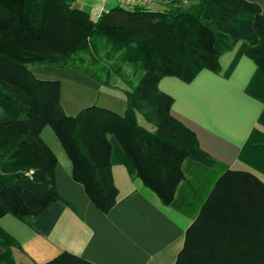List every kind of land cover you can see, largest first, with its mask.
<instances>
[{
	"label": "trees",
	"instance_id": "16d2710c",
	"mask_svg": "<svg viewBox=\"0 0 264 264\" xmlns=\"http://www.w3.org/2000/svg\"><path fill=\"white\" fill-rule=\"evenodd\" d=\"M237 44L225 75L240 56L251 58L256 68L247 92L255 90L264 101V17L255 3L168 0L162 9L118 4L92 18L68 0H0V218L8 214L30 225L53 202L69 206L55 189L57 158L41 137L47 126L69 160L71 178L102 213L118 196L114 163L163 205L173 204L187 174L212 168L215 160L173 117V99L158 82L165 76L190 82L202 69L217 73L220 55ZM35 65L76 69L118 87L126 109L117 114L91 105L67 115L59 82L34 77L29 67ZM250 136L239 156L264 172V135L253 129ZM17 248L0 226V264H18ZM42 264L94 263L62 251ZM175 264H264V183L247 171L223 170L185 229Z\"/></svg>",
	"mask_w": 264,
	"mask_h": 264
},
{
	"label": "crops",
	"instance_id": "0c3cea01",
	"mask_svg": "<svg viewBox=\"0 0 264 264\" xmlns=\"http://www.w3.org/2000/svg\"><path fill=\"white\" fill-rule=\"evenodd\" d=\"M68 1L92 18L119 4L118 0ZM167 1L154 3L161 7ZM247 1L257 4L264 17V0ZM238 46L220 55L217 73L202 69L190 82L174 76L162 77L158 82V89L173 99L170 109L173 117L195 133L201 149L215 160L212 168L187 174L177 188L173 204L163 205L139 179L129 177L123 165L114 163L111 171L118 196L111 209L102 213L82 186L71 178L69 160L57 138L54 140L55 135L44 127L43 141L49 146L45 134L56 147L55 151L49 146L57 158L55 189L69 206L53 202L30 225L8 214L0 218V226L20 245L13 251L16 262L42 264L65 251L94 264H175L183 246L184 231L207 195L206 184L202 182L194 191L191 180L202 178L213 185L223 170L231 169L250 172L264 183V172L250 158L239 156L253 129L264 135V121L259 120L264 101L256 96L254 89L247 92L256 68L251 58L240 56L229 76L225 75ZM29 70L37 79L59 82V102L67 115H75L91 105L117 114H123L126 109L118 87L103 86L76 69L35 65ZM113 83L123 85L118 81ZM200 189L203 197L198 204Z\"/></svg>",
	"mask_w": 264,
	"mask_h": 264
},
{
	"label": "rangeland",
	"instance_id": "374dc122",
	"mask_svg": "<svg viewBox=\"0 0 264 264\" xmlns=\"http://www.w3.org/2000/svg\"><path fill=\"white\" fill-rule=\"evenodd\" d=\"M157 1V0H156ZM157 7H160V5L159 4H157V3H152L151 4V6H150V8H157ZM164 6H161L160 8H158V9H162ZM124 72L126 73V74H128V75H130V73H131V69L129 68V67H124ZM111 81L112 82H117L118 81V83H120L119 82V78H117L116 76H112L111 77ZM138 119H139V123H141V124H143V125H146L144 122H143V120L141 119V117H138ZM46 130H48L49 132H50V134H52V136H54L53 134V132H52V130L47 126L46 127ZM44 136V139H45V141H47V143L49 144V146L52 148V149H54L55 151H56V147L50 142V140H49V138H48V136L47 135H43ZM54 138V140H56V137H53ZM57 142V141H56ZM59 146V145H58ZM58 153V152H57ZM58 155V154H57ZM189 180H191V179H189ZM197 180V181H196ZM191 181H193V182H189L190 184H191V186L193 187V190L195 191L196 190V187L197 186H199V184H202V182L204 183V184H206L205 186H206V192L208 193V191L211 189V183L209 184H207V183H205V181H204V179H202V178H196L195 180H191ZM201 189L198 191V193H197V196H198V198H196V202L199 204V202L201 201V199H202V197H203V195L201 196ZM195 193V192H194ZM199 196H200V198H199ZM204 196H205V193H204ZM182 207V206H181Z\"/></svg>",
	"mask_w": 264,
	"mask_h": 264
},
{
	"label": "built area",
	"instance_id": "2783aa9c",
	"mask_svg": "<svg viewBox=\"0 0 264 264\" xmlns=\"http://www.w3.org/2000/svg\"><path fill=\"white\" fill-rule=\"evenodd\" d=\"M119 4L126 6H140L143 8H150L151 4L156 0H118Z\"/></svg>",
	"mask_w": 264,
	"mask_h": 264
}]
</instances>
